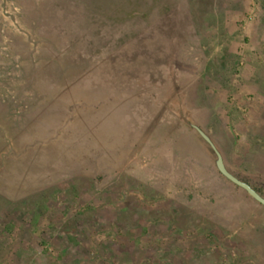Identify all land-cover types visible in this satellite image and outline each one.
<instances>
[{"label":"rangeland","instance_id":"1","mask_svg":"<svg viewBox=\"0 0 264 264\" xmlns=\"http://www.w3.org/2000/svg\"><path fill=\"white\" fill-rule=\"evenodd\" d=\"M125 1L0 0V264H264V0Z\"/></svg>","mask_w":264,"mask_h":264},{"label":"water","instance_id":"2","mask_svg":"<svg viewBox=\"0 0 264 264\" xmlns=\"http://www.w3.org/2000/svg\"><path fill=\"white\" fill-rule=\"evenodd\" d=\"M186 67L190 68L189 66H186ZM185 120L187 123H189L192 127H194L198 131L201 137L205 141H207L209 145L211 146V148L214 150L216 154L215 165L217 169L219 170V172L223 174L225 177H227L228 179H230L231 181H233L234 183L242 186L248 192L250 196H252L257 201L261 202L264 205V196L261 195V193H259L250 183L239 178L232 171L228 169L221 150L217 147V145L215 144V142L213 141L209 133H207L199 124L193 121H190L188 118L185 117Z\"/></svg>","mask_w":264,"mask_h":264},{"label":"trees","instance_id":"3","mask_svg":"<svg viewBox=\"0 0 264 264\" xmlns=\"http://www.w3.org/2000/svg\"><path fill=\"white\" fill-rule=\"evenodd\" d=\"M97 2V4L100 5V7L98 9L100 10H97V11H91L92 14H102L104 12H102L103 10H106L105 13H108V11H111L109 13V15H111L112 13H115V12H120V14L123 13V11H133V5L130 4V3H127V1L125 0H95ZM102 7V8H101ZM92 9V8H91ZM125 15V13H123ZM123 17V15H121V17H118L117 20H121ZM112 23V22H111ZM257 189V188H256ZM258 190V189H257Z\"/></svg>","mask_w":264,"mask_h":264},{"label":"flooded vegetation","instance_id":"4","mask_svg":"<svg viewBox=\"0 0 264 264\" xmlns=\"http://www.w3.org/2000/svg\"><path fill=\"white\" fill-rule=\"evenodd\" d=\"M214 141V140H213ZM216 144V143H215ZM218 147V146H217ZM249 183V182H248ZM256 189V188H255ZM257 190V189H256ZM258 191V190H257ZM259 192V191H258ZM248 193V192H247ZM260 193V192H259Z\"/></svg>","mask_w":264,"mask_h":264}]
</instances>
